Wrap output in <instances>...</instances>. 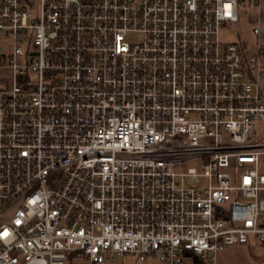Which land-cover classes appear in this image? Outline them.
<instances>
[{
  "label": "built area",
  "instance_id": "obj_1",
  "mask_svg": "<svg viewBox=\"0 0 264 264\" xmlns=\"http://www.w3.org/2000/svg\"><path fill=\"white\" fill-rule=\"evenodd\" d=\"M246 1L0 0V264L264 245L262 48L220 38Z\"/></svg>",
  "mask_w": 264,
  "mask_h": 264
},
{
  "label": "crops",
  "instance_id": "obj_2",
  "mask_svg": "<svg viewBox=\"0 0 264 264\" xmlns=\"http://www.w3.org/2000/svg\"><path fill=\"white\" fill-rule=\"evenodd\" d=\"M246 3L249 4L250 8V12L246 18L249 17V23L255 24L256 42L254 46H252V49L255 48L257 44H260L262 48L261 80L264 83V0H261L259 3L249 0L246 1ZM240 20L241 15L239 13V20L236 22H239ZM245 45L250 46L247 42ZM77 255L79 256L80 254ZM77 255H73L69 259V262ZM129 256L135 257L136 260H132ZM186 260H190L189 264H207L206 260L193 255H188ZM235 260H240V262L244 264H264V245L259 243L253 245H233L221 252L218 256V264H237ZM145 261L146 260H140L135 255L127 254L109 261L108 264H144L143 262ZM84 264H88L87 259Z\"/></svg>",
  "mask_w": 264,
  "mask_h": 264
},
{
  "label": "rangeland",
  "instance_id": "obj_3",
  "mask_svg": "<svg viewBox=\"0 0 264 264\" xmlns=\"http://www.w3.org/2000/svg\"><path fill=\"white\" fill-rule=\"evenodd\" d=\"M241 20L239 22L227 21L221 25L220 28V38L224 42H232L238 43L240 45H245L247 42L249 48H252L256 42V32H255V24L249 23L248 13L250 12L249 4L244 3L240 5L239 9ZM247 14V15H246ZM0 45L2 46V50H0V54L5 53L9 54L12 50L13 40L11 38H7L4 34L0 33ZM247 45V44H246ZM11 75V70L9 68H0V86L3 82L4 77H9ZM195 161H189L187 166L195 165ZM13 212L11 209L8 214L5 215V219L9 218ZM237 246V245H236ZM132 260H136L135 257H131ZM86 259L82 255H77L70 261L68 264H84ZM237 264H244L242 262L235 260ZM144 264H161L159 259L156 256H150L146 259ZM190 260H186L185 264H189Z\"/></svg>",
  "mask_w": 264,
  "mask_h": 264
},
{
  "label": "trees",
  "instance_id": "obj_4",
  "mask_svg": "<svg viewBox=\"0 0 264 264\" xmlns=\"http://www.w3.org/2000/svg\"><path fill=\"white\" fill-rule=\"evenodd\" d=\"M78 253L77 252H72V253H70V255H69V259L73 256V255H77Z\"/></svg>",
  "mask_w": 264,
  "mask_h": 264
}]
</instances>
